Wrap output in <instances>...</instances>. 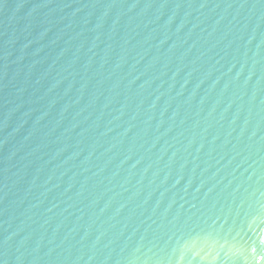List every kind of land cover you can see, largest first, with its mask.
I'll use <instances>...</instances> for the list:
<instances>
[{
  "label": "water",
  "instance_id": "95a60500",
  "mask_svg": "<svg viewBox=\"0 0 264 264\" xmlns=\"http://www.w3.org/2000/svg\"><path fill=\"white\" fill-rule=\"evenodd\" d=\"M0 264H264V0H0Z\"/></svg>",
  "mask_w": 264,
  "mask_h": 264
}]
</instances>
